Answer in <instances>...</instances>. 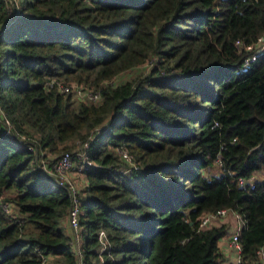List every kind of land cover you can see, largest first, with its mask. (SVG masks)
Segmentation results:
<instances>
[{
	"label": "trees",
	"instance_id": "16d2710c",
	"mask_svg": "<svg viewBox=\"0 0 264 264\" xmlns=\"http://www.w3.org/2000/svg\"><path fill=\"white\" fill-rule=\"evenodd\" d=\"M261 34L264 0H23L15 10L0 0V107L46 154L60 143L72 150L76 137L88 143L84 264H220L231 213L199 228L219 208L245 219L234 264H259L264 53L244 66L235 42ZM130 69L139 71L117 83ZM52 78L85 83L103 100L62 93ZM2 127L0 264H40L41 254L80 264L64 229L67 189ZM119 145L137 169L123 172Z\"/></svg>",
	"mask_w": 264,
	"mask_h": 264
},
{
	"label": "built area",
	"instance_id": "2783aa9c",
	"mask_svg": "<svg viewBox=\"0 0 264 264\" xmlns=\"http://www.w3.org/2000/svg\"><path fill=\"white\" fill-rule=\"evenodd\" d=\"M6 6L9 10L18 9L19 1L18 0H4ZM236 47L240 52L245 51L247 55L244 58V66L249 65L252 61L256 60L259 55L264 53V34H261L253 42H245L242 39H237L235 42ZM112 80L111 82H113ZM49 87H56L62 93H71L74 98L79 100H84L93 103H101L103 100V95L100 90H94L88 88L85 83L77 82L73 80H63L59 78H52L47 82ZM0 120H2V132L4 135L17 139L18 141L27 142L29 147L32 150H35L37 155L40 156V167L41 169L54 176L56 183L62 187H65L69 193L70 203L68 209V223L70 227L71 242L74 247L77 249L79 255L80 264H84L82 261V252L80 245L83 239L82 227L80 224V215L82 213L81 207V197L82 191L78 188L74 177L75 172L83 173L86 165L90 163L87 153V145L80 147L76 151L74 150H65L58 157L47 160L46 152L39 151L36 145V139L33 137H28L25 134H21L18 131H15L13 124L10 119L5 115L4 111L0 107ZM217 124V122H216ZM117 155L126 163V167L123 172H129L133 169L138 168V164L135 160L134 154L125 146L119 145L115 148ZM218 165H222L223 161L218 155L216 158ZM247 180L244 178L239 179V184L244 186L246 185ZM254 183H252V186ZM4 209L7 213H12L11 205L7 202L3 204ZM231 213L234 217L238 219H244L243 215L231 208H219L214 212L206 213L202 216L199 228H204L209 224L218 222L222 218L226 217ZM245 222V219H244ZM245 224V223H244ZM244 225L240 224L232 232L229 239V246L236 252V259L234 263H240L241 253H242V244L240 242V232ZM100 239L106 237V232L100 230L99 232ZM258 262L259 264H264V244L257 250ZM51 261L50 255L41 254L40 264H49Z\"/></svg>",
	"mask_w": 264,
	"mask_h": 264
},
{
	"label": "rangeland",
	"instance_id": "374dc122",
	"mask_svg": "<svg viewBox=\"0 0 264 264\" xmlns=\"http://www.w3.org/2000/svg\"><path fill=\"white\" fill-rule=\"evenodd\" d=\"M18 1L22 2L23 0H18ZM143 67H145V66H142V68ZM138 69L137 70L136 69H134V70L130 69L128 71H124L123 73L118 75V77L116 78L117 83L118 82H125L126 80L130 79L135 72L139 71ZM140 70H141V68H140ZM103 126L104 125L98 126L97 128H95V130H93V132L99 131ZM68 144L72 145V150L76 151L77 149H79L80 147H82L88 143L84 142V141L80 140V138L76 137V138L72 139L71 141H69ZM64 145H65V143H60L58 148H56L55 150H53V151L49 150L46 154V159L47 160L54 159L58 154H61L63 151H65L63 149ZM211 171L217 172V167L213 166L211 168ZM261 175H262V171L257 173V176H261ZM73 178L75 179V182H76L78 188L81 190H85L86 185H87V180H86L85 176L83 175L82 177H79V178H76V177H73ZM229 219H230L231 224H232V225H230V227L232 226L231 227L232 231L235 230L238 227V225H240V224L244 225V223H245L244 219H238V218L234 217L232 214L229 215ZM66 228L67 227H65V225H64L65 230H66Z\"/></svg>",
	"mask_w": 264,
	"mask_h": 264
},
{
	"label": "crops",
	"instance_id": "0c3cea01",
	"mask_svg": "<svg viewBox=\"0 0 264 264\" xmlns=\"http://www.w3.org/2000/svg\"><path fill=\"white\" fill-rule=\"evenodd\" d=\"M83 175H84L83 173H79V172L74 173V177L76 178L82 177ZM66 227L67 229L70 230L69 223L67 221H66ZM231 227H230V230L228 231V235L220 241V251L222 253L220 264H233V262L236 259V252L229 246V239H230L232 232L234 231V230L232 231Z\"/></svg>",
	"mask_w": 264,
	"mask_h": 264
}]
</instances>
